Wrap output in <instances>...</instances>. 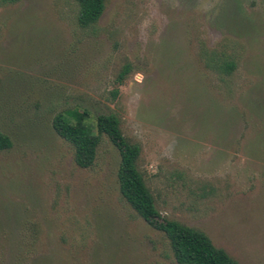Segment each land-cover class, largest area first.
Wrapping results in <instances>:
<instances>
[{"label": "rangeland", "instance_id": "obj_1", "mask_svg": "<svg viewBox=\"0 0 264 264\" xmlns=\"http://www.w3.org/2000/svg\"><path fill=\"white\" fill-rule=\"evenodd\" d=\"M78 11L0 0V264H178L106 135L76 164L53 127L69 109L119 116L162 219L264 264V0H106L86 28Z\"/></svg>", "mask_w": 264, "mask_h": 264}, {"label": "trees", "instance_id": "obj_2", "mask_svg": "<svg viewBox=\"0 0 264 264\" xmlns=\"http://www.w3.org/2000/svg\"><path fill=\"white\" fill-rule=\"evenodd\" d=\"M1 1L13 3L19 0ZM76 2L79 7L78 23L85 28L95 25L106 8V0ZM128 69L126 67L120 78L124 77ZM233 69V63L227 64V71ZM53 127L62 138L72 144L76 164L83 168L94 165L104 135L117 146L121 153L119 182L123 197L145 221L166 234L178 264H241L225 249L217 247L204 231L177 220L162 219L155 197L139 169L142 146L124 135L118 115L100 114L91 120L88 111L69 109L55 116ZM12 146L11 137L0 129V151Z\"/></svg>", "mask_w": 264, "mask_h": 264}]
</instances>
